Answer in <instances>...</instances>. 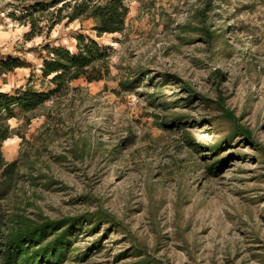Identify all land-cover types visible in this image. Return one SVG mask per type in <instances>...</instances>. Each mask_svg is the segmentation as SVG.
I'll list each match as a JSON object with an SVG mask.
<instances>
[{"label": "rangeland", "instance_id": "obj_1", "mask_svg": "<svg viewBox=\"0 0 264 264\" xmlns=\"http://www.w3.org/2000/svg\"><path fill=\"white\" fill-rule=\"evenodd\" d=\"M199 4L127 0L124 33L99 39L91 22L77 21L25 42L27 28L0 14V63L25 65L0 75L1 92L26 85L46 44L72 48L82 34L113 50L111 80L74 83L71 100L46 105L47 128L39 116L26 129L9 121L27 143L13 136L1 147L6 162L24 151L33 176H46L35 187L18 182L8 206L30 205L33 219L110 222L81 228L72 249L86 256L71 264H264V0L218 5L207 23L222 37L211 48L175 37ZM140 72L142 83L114 93ZM218 101L250 138L231 137Z\"/></svg>", "mask_w": 264, "mask_h": 264}, {"label": "trees", "instance_id": "obj_2", "mask_svg": "<svg viewBox=\"0 0 264 264\" xmlns=\"http://www.w3.org/2000/svg\"><path fill=\"white\" fill-rule=\"evenodd\" d=\"M198 8L188 17L186 23L177 26L176 39L188 45L201 42L207 47H213L220 36L210 30L208 19L218 5L226 0H198ZM0 14L13 22L27 28L24 34L25 42L36 37L47 36L62 22H91L90 31L94 38L104 35H121L129 15L127 0H0ZM18 14V16H15ZM195 35L196 38L185 36ZM72 48L65 46H50L48 44L38 49V59L41 61L35 72L32 71L26 85L5 93L0 91V264H71L84 260L86 253L78 257V251L72 249V238H76L81 228L86 225L89 232H94L99 223H110L103 216H78L60 220H50L41 215L30 218L23 207L8 206L11 195L18 182L27 179L30 186L35 187L42 181L45 174L33 176L34 163H30L28 154L20 152L14 162H6L1 153L4 142L16 136L27 143L24 136L9 126L8 122H22L26 129L30 122L38 116L44 118L42 128H47L51 122V111L46 105L52 100L68 97L78 89L72 87L76 82L86 84L105 82L112 79L110 60L112 48L102 46L89 36L77 34L73 38ZM23 62L8 60L0 63V75L24 68ZM37 76H35L34 73ZM118 81V91H129L134 85L142 83V73L130 78V74ZM220 76L219 73H217ZM36 77L38 88L32 84ZM164 83L170 82V77L164 75ZM151 81L152 78H147ZM180 90L196 96L188 84L176 80ZM153 87L155 86L152 84ZM149 100V99H148ZM55 105V104H54ZM222 120L229 124L231 137L234 135L250 138V133L238 125V120L232 112L225 110L222 102L215 103ZM42 115H38L40 112ZM212 168V167H211ZM209 168V169H211ZM93 219V220H92ZM125 253L115 257L118 260ZM70 257H74L71 259ZM130 264H147L139 260Z\"/></svg>", "mask_w": 264, "mask_h": 264}]
</instances>
